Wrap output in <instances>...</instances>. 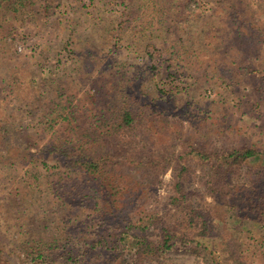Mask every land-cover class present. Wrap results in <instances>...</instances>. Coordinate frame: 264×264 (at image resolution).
Instances as JSON below:
<instances>
[{
  "label": "rangeland",
  "instance_id": "374dc122",
  "mask_svg": "<svg viewBox=\"0 0 264 264\" xmlns=\"http://www.w3.org/2000/svg\"><path fill=\"white\" fill-rule=\"evenodd\" d=\"M29 1L34 4L30 9L21 6L0 14V264H25L20 244L32 238L31 233L37 227L57 231L58 224L71 233L65 245L78 247L83 246L85 239L92 240L95 228L98 229L96 223L100 222L78 199L62 207L51 191L45 189L49 182L64 176L60 166L47 169L41 164L31 165L29 170L38 175L41 187L23 194V180L29 175L25 169L34 162L29 157L21 159L18 150L23 148V140H30L37 148L50 144L57 133L70 137V131L63 126L43 132L34 121H23L26 108L23 91L46 89L42 79L47 80L54 72L56 79L61 83L64 80L67 91L76 100L82 99L85 111L92 114L109 104L107 95L90 101L91 94L100 86L115 85L134 91V85L140 83L142 90L149 92L154 85L161 86L163 80L170 83L163 78V67L164 71L177 69L166 67L165 61L160 71H146L149 47H144L145 38L136 42L137 47L113 44L110 30L125 20L121 16L125 7L121 1ZM248 5L254 22L264 26V0H249ZM214 6L210 0L189 2L184 21L195 31L193 46L190 42L182 43V47L180 42L173 44L174 33L167 38L168 50L182 53L175 63L185 70L177 74L174 84L188 88L187 93H178L177 100L170 97L172 102L163 101L161 107L153 109V124L168 121V133L158 138L143 128L128 142H107L114 160L119 162L109 166L136 186L120 195L119 206L111 208L106 204L110 216L105 228L120 223L121 211L126 206L134 218H152L148 232L155 239L156 220L173 230L189 232L195 240L176 245L164 258H153L148 264H211L212 259L219 264H264V175L258 180L248 167L237 170L231 183L235 195L226 205L217 202L201 183L210 172L211 161L227 148L251 145L264 149V46L259 49L256 45H243V37L226 30H234L237 23L231 19L228 27L223 10L218 7L213 12ZM139 17L143 18L141 14ZM158 19L154 15L156 26L163 23ZM202 27L208 30L202 31ZM182 30L181 26L176 31L181 34ZM176 31L174 28L170 32ZM68 43L74 44L75 51L70 62L65 61ZM227 47L230 50L225 54L223 48ZM85 55L91 56L92 62ZM139 74L142 77L135 78ZM30 76L33 82H28ZM23 85L28 87L23 90ZM109 95L110 103L121 102L124 97L116 91ZM141 98L143 103L145 97ZM162 107L168 109L164 111ZM9 128H12L10 139L6 134ZM204 154L211 161H206ZM149 156L158 161L153 171L157 181L152 184L138 179L140 176L146 179L145 169L138 162ZM256 164L248 165L254 171ZM180 165L187 167L184 194L174 189ZM253 179L258 180L257 185L252 183ZM247 196H253L252 209ZM185 205H189L188 210L200 211V218L207 222L206 234L196 236L197 227L187 226ZM106 252L107 256L99 255L102 260L91 258L70 264H111V252ZM118 262L120 258L113 264Z\"/></svg>",
  "mask_w": 264,
  "mask_h": 264
},
{
  "label": "trees",
  "instance_id": "16d2710c",
  "mask_svg": "<svg viewBox=\"0 0 264 264\" xmlns=\"http://www.w3.org/2000/svg\"><path fill=\"white\" fill-rule=\"evenodd\" d=\"M109 1H121V4L124 3L125 6L121 12V16H125L124 24L119 25L120 22H118L117 27L110 30V39L114 40L113 44L118 46L128 43L132 47H137L136 42L145 38L144 47H149L146 52V71L149 69L160 71L162 63L165 61H168L166 67L177 66V69L169 70L167 68L164 71L165 67H163V78L167 82L169 79L170 83L166 84V81L163 80L161 86L154 85L149 92H144L140 83L134 85L135 92L130 88H115V85L112 88L100 86L101 88L91 94L90 101L96 102L99 96L104 98L107 95L109 104L96 109L92 114L85 111L84 104L81 103L82 99L76 100L74 94L67 91V84L64 80L61 83L56 79L54 72L50 73L47 80L42 79L43 85L47 86L46 89L34 90L31 88V91H27L28 86L23 85V90L26 89L23 91L24 106L26 107L23 110V121H34L35 126L43 132L60 126L70 131V137L57 133L53 136L50 144L47 143L43 147L34 148L30 140H23V148L18 150V153L22 154L21 159L29 157L31 161H34L25 169L29 175L23 180V194L26 196L41 187L38 175L29 170L31 165L41 164L47 169L60 166L64 176L59 177L57 181L49 182L45 189L51 191L54 199L62 207L67 202L78 199L81 205L90 209L93 216H97L100 220L99 224L96 223L98 229L95 228L92 240L85 239L83 246L78 247L71 244L65 245V242H68L67 236L69 237L71 233L58 224L55 226L57 231L37 227L31 233L30 237L32 238L23 240L20 244L25 264H70L74 261L81 262L91 258L96 261L102 260L99 255L107 256L106 251L111 252L112 259L109 260L111 264L117 258H120L118 264H148L153 258H164L167 251L180 243L184 245L186 242L195 241L189 236V232H183L178 228L173 230L164 222H160L162 225L158 224L156 220L158 238H153L148 232L152 218L145 220L141 216L139 219L134 218V214L130 212L131 209L126 206L121 211L120 223L112 226L111 229L105 228L110 216L106 204H109L111 208L119 206L120 195L136 186L123 174L114 173L112 166H109L111 163L113 165V163L119 162L114 160L115 157L110 152L107 142H128L130 138H135L137 132L143 128L149 130L153 137L162 138L168 133L166 129L168 121L158 122V125L153 124V109L157 106L161 107L163 101L164 103L172 102L171 98L177 100L178 93H187L188 88L174 84L177 74L181 75L180 73L185 70L182 65L175 63L177 57H180L182 53L176 49L169 51L168 44H166L169 43L167 38H170V35L174 33L171 40L173 44L180 42L179 45L182 47V43L190 42L193 46V32H195L193 27L187 26L184 21L186 14L189 13L188 4L193 0ZM210 1L215 4L212 8L213 12L215 8L221 7L226 16L228 27H231L229 26L232 22L231 19L234 20L232 23H237L234 30L231 28H224V30L226 29L228 33L232 32L236 37H243L244 42L241 41L243 45H256L259 49L264 46V26L254 22L249 10V0ZM33 5V2L29 0H0V14L6 10H18L21 6L30 9ZM213 12L208 15H212ZM140 14L143 18L139 17ZM154 15L157 16V19L159 18V21H163L160 26H156L153 22ZM164 15L166 18L163 17ZM179 24L181 25L179 26ZM181 26L183 32L180 34L176 30ZM171 28H175L176 32H170ZM207 30L208 28L202 27V31ZM169 33L171 34L169 35ZM252 37L255 38V41ZM197 48L194 49L197 50ZM66 49H64L67 52L65 61L70 62L75 53L74 44L68 43ZM223 50L227 54L230 48H223ZM87 56L85 55V58L92 62L93 58ZM139 77L142 76L139 74L135 78ZM32 80L33 77L30 76L28 82H33ZM113 91L124 95L121 102L110 103L109 93ZM136 93L140 95L137 96ZM141 96L145 97L143 103ZM162 108L164 111L168 109V107ZM176 108L175 106L174 109ZM11 131L12 128L6 131L9 139L12 137ZM27 136L29 135L27 134ZM204 159L208 162L211 161L208 154H204ZM249 163H257L254 171L248 165ZM138 164L143 166L146 175L145 180L143 176L138 179H142L148 184L156 183L158 176L153 171L158 166V161L149 156L146 161H139ZM243 167H248L252 174H256L257 179L260 180L264 175V149H258L251 145L227 148L211 161L210 172L203 176L201 183L217 202L226 205L229 199L235 195L233 184H231L234 173ZM186 171L187 167L180 165L175 179L174 189L182 194H184ZM257 179L252 180L254 185H257ZM247 198V204L252 209L254 207L253 196H247ZM176 201L178 204L181 203L179 199ZM188 206L185 205L183 209L184 221L187 226L192 229L197 227L194 232L196 236L206 234L207 222L200 218V211L197 209L188 210ZM211 264H219V262L212 259Z\"/></svg>",
  "mask_w": 264,
  "mask_h": 264
}]
</instances>
